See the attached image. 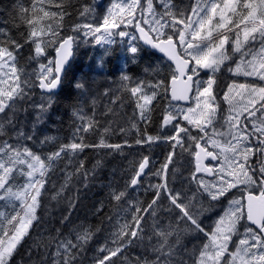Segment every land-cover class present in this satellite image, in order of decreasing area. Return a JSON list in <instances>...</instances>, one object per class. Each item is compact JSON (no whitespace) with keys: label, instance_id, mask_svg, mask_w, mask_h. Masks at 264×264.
Masks as SVG:
<instances>
[{"label":"snow or ice","instance_id":"6c2138e0","mask_svg":"<svg viewBox=\"0 0 264 264\" xmlns=\"http://www.w3.org/2000/svg\"><path fill=\"white\" fill-rule=\"evenodd\" d=\"M95 3L77 9L81 22L68 25L72 0H31L27 7L17 0L14 14L0 18V207L12 209L0 211V264H15L26 238L32 239L29 264H85L101 227L72 216L81 191L97 185L103 168L99 158L89 167L85 152L123 156L125 148L160 143L169 151L159 168L142 155L123 186L99 183L107 191L92 215L111 222L104 214L109 207L116 223L90 264H264V0H191L186 6L110 0L93 23ZM140 41L162 54L166 75L159 67L143 68L152 79L128 70L140 60ZM82 44L103 52L91 75L69 79ZM114 45L123 57L115 73L107 67ZM222 71L233 79L218 99ZM66 88L71 134L63 140L46 129L61 119L56 105ZM117 92H127L134 106L131 116L124 114L126 127L120 123L125 100ZM157 111L158 131L150 134ZM132 132L131 141L109 139ZM88 135L96 141L89 143ZM184 153L191 194L172 187L180 171L173 158ZM142 178L158 182L145 185ZM138 189L153 192L146 205L130 198ZM162 196L167 211L179 210L175 221L160 217ZM218 206L206 225L203 217ZM188 237L199 243L189 246ZM132 247L140 254L129 256Z\"/></svg>","mask_w":264,"mask_h":264},{"label":"trees","instance_id":"16d2710c","mask_svg":"<svg viewBox=\"0 0 264 264\" xmlns=\"http://www.w3.org/2000/svg\"><path fill=\"white\" fill-rule=\"evenodd\" d=\"M17 0H0V18H8L9 13H13V6L16 4ZM23 4L27 7L30 5L31 0H22ZM94 0H72L73 7L70 8V11L72 12V15L70 17L65 18V24H74L81 22V18L78 16L77 9L81 8L82 6L93 5ZM178 4L181 5H188L191 3V0H176ZM95 8L100 9V6L98 3H95ZM97 12H100L99 10ZM14 14V13H13ZM97 14V13H96ZM99 14H97L98 16ZM90 19V17L84 18V22H87ZM23 29H21L22 31ZM12 33L14 36H16L17 39L20 37L17 34V30L13 29ZM140 43V42H139ZM140 46L142 47V53L141 57L138 63L136 64H129V71L134 76H139L145 79H152L153 77L151 75L145 76L143 73V68L145 67H159L164 69L163 75L167 74V67L166 65H162L160 63L161 57L158 56L156 53H154L151 50L146 49L142 46L140 43ZM113 47V55L111 58L107 61V67L109 71L115 73L120 64L123 62L122 57V49L118 45H114ZM24 53V56L26 57L28 55V49L22 50ZM103 52V48L100 46H93L91 44L84 45L82 44L77 52L75 62L73 64V70L72 74L69 76V79H71L72 75L75 76H81L84 74L91 75L90 69L93 68L94 60L97 56H99ZM22 63L24 61L22 60ZM29 68H31V65H28ZM230 81V76L227 72H221L218 76V99L222 97L225 84H227ZM112 87H116V85H113ZM116 95H121L122 98L125 100L123 112L121 113L120 123L123 124L125 127L127 124L125 123V120L123 119L124 114H127V116H131L133 104L129 102V97L127 92L123 93H114ZM68 89L66 88L64 93L61 94V97L58 100V103L56 105V114L60 116V120L55 121L54 127H49L46 129V131H50L53 134H57L61 139L67 140L71 134V121L68 115V108L67 105L69 103L68 99ZM107 102V101H105ZM119 104H117V107ZM163 106V103L161 107ZM224 108L226 110V104L224 102H221V110ZM222 110V111H224ZM51 124V122H50ZM159 127V112L153 114V120L150 125H148V132L150 134H156ZM167 131V130H166ZM135 133L132 132L128 136H124L122 134H115L111 135L109 139L113 143H120L124 139H128L131 141L134 137ZM97 139L96 135H88L87 140L89 143H94ZM109 150H103L97 155L96 152L93 150H87L85 152V155L88 158V166L90 167L96 159H102L103 160V168L99 171V180L97 182L96 186H92L87 190H82L80 194V203L78 205L77 210L73 213L72 219L74 221H80L87 218V221L93 225H99L101 227V231L97 233L93 241L88 245L86 256H85V264H90V258L96 254L95 250L100 245H103L105 241L109 238L110 233L114 230V226L116 223V216L114 210H110L109 207H106L104 210L105 215H112L113 219L112 221H108L104 219V216H94L92 215L93 208L98 204L99 201L105 199V193L107 191L106 188H101L99 186L100 182H103L107 184L109 181H115L117 186H123V183L132 175V172L134 171V162L139 160L142 155H149L151 157L152 166L154 168H159L160 164L163 163L164 157L169 151V145L165 143H160L157 145H153L151 148H148L147 146H133L131 148H125L124 152L125 155L121 156L118 154H111L107 155L106 153ZM179 151V150H178ZM176 167L179 168V173H177L176 182L172 187L176 188L177 190H181L182 192H187L188 194H191V192L195 191V187L193 185L188 184L187 180L185 179L190 172L191 165L189 163L190 157L187 153H184L182 156H177L173 158ZM170 171L172 166H169ZM147 171V169H146ZM144 179V178H142ZM158 181L155 178H152L151 180L144 179L145 185L148 183H157ZM130 198L133 200H140L145 205L150 202L153 196L152 191L145 192L143 189H138L137 191H131L129 193ZM3 202H0V205H2ZM158 204L161 205V209L159 212L160 217L163 220H172L175 221L179 210L178 209H172L171 212L167 211L169 205L168 201L166 199L161 198L160 201H158ZM0 211H4L6 214L11 212V207H0ZM220 211V207L218 206L216 211L211 214H206L205 217H210L211 219L216 216V213ZM211 221V220H210ZM209 222V221H208ZM32 236H36V232L33 231ZM186 243H189V246H191V243H199L197 240L188 237L185 241ZM32 244V239L26 238L23 245L19 248L17 255L14 257L15 264H29V256L27 255V251L29 250V246ZM127 254L129 256L133 255H139L140 249L136 247H132L130 249H127ZM31 259H37L36 254L33 252V255Z\"/></svg>","mask_w":264,"mask_h":264},{"label":"rangeland","instance_id":"374dc122","mask_svg":"<svg viewBox=\"0 0 264 264\" xmlns=\"http://www.w3.org/2000/svg\"><path fill=\"white\" fill-rule=\"evenodd\" d=\"M109 4H110V0H104V2H103V4L100 6V9H97L96 10V12H95V16H96V19L95 20H92V22L93 23H98L99 22V20H100V16L104 13V11H105V8L106 7H108L109 6ZM100 11V12H97V11ZM99 14L98 16H97V14ZM229 74V73H228ZM229 76H230V81L228 82V83H230L231 82V80L233 79V77L231 76V74H229ZM236 79H238V80H241V81H243V80H250V81H252V82H254V83H257V84H260V83H262L261 81H259L258 79H256V78H244V77H238V78H236ZM223 95V94H222ZM226 104V103H225ZM181 106H183V105H181ZM226 108H227V104H226ZM222 110H224V108H222ZM213 164H216V163H213ZM209 179H210V177H208ZM206 216V215H205ZM203 217V221H204V223L206 224V225H211L212 223H213V220H214V218L215 217H213L212 219L210 218V217ZM211 220V221H210ZM209 221V222H208ZM190 238H192V237H190ZM198 241V240H197ZM199 242V241H198Z\"/></svg>","mask_w":264,"mask_h":264},{"label":"water","instance_id":"95a60500","mask_svg":"<svg viewBox=\"0 0 264 264\" xmlns=\"http://www.w3.org/2000/svg\"><path fill=\"white\" fill-rule=\"evenodd\" d=\"M96 2L99 4V5H102L104 0H96ZM140 43L142 44L143 47H145L146 49L148 50H151L153 51L152 49H150L149 47H147L146 45L143 44V41H140ZM154 52V51H153ZM155 53V52H154ZM158 56H162V54L160 53H156ZM173 103L177 104V105H183V106H186L188 102L186 101H174ZM207 163V161H206ZM213 163H216L215 161H213Z\"/></svg>","mask_w":264,"mask_h":264}]
</instances>
